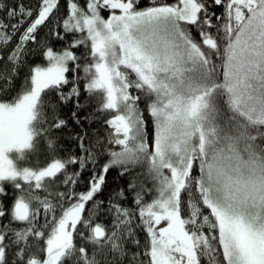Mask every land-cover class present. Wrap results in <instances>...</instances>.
<instances>
[{
  "label": "snow or ice",
  "instance_id": "obj_1",
  "mask_svg": "<svg viewBox=\"0 0 264 264\" xmlns=\"http://www.w3.org/2000/svg\"><path fill=\"white\" fill-rule=\"evenodd\" d=\"M0 264H264V0H0Z\"/></svg>",
  "mask_w": 264,
  "mask_h": 264
}]
</instances>
